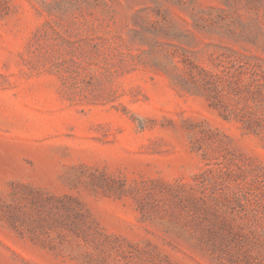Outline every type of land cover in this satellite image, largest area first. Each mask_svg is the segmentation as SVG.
<instances>
[{"label": "rangeland", "instance_id": "rangeland-1", "mask_svg": "<svg viewBox=\"0 0 264 264\" xmlns=\"http://www.w3.org/2000/svg\"><path fill=\"white\" fill-rule=\"evenodd\" d=\"M0 264H264V0H0Z\"/></svg>", "mask_w": 264, "mask_h": 264}]
</instances>
